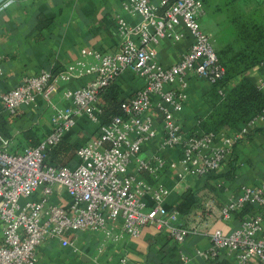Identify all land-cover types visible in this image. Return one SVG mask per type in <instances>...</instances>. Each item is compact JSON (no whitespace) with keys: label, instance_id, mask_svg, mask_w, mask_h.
Here are the masks:
<instances>
[{"label":"built area","instance_id":"1","mask_svg":"<svg viewBox=\"0 0 264 264\" xmlns=\"http://www.w3.org/2000/svg\"><path fill=\"white\" fill-rule=\"evenodd\" d=\"M122 6L138 21L130 23L118 16V51L83 48L81 57L63 70L43 68L10 89H0L1 108L10 114L24 105L36 106L40 96L52 108L50 132L39 144L20 152L11 151L10 141L3 136L0 113V264H38V248L44 241L56 237L67 246L77 231L99 233L104 246L125 234L138 237L145 227L154 226L178 243L185 242L191 229L181 221L178 209L167 208L172 189L161 181V175L166 168H173L182 181L221 170L258 118L220 143L216 131L201 130L200 119L191 131L185 130L177 114L187 101L192 77L206 78L221 95L227 92L226 68L200 21L206 13L203 1L125 0ZM186 32L192 43L176 62L164 65L159 59L162 40L179 41ZM128 70L139 75L144 84L121 101V114L104 121L102 96ZM254 71L259 73L257 85L264 93V62ZM3 73L0 61V76ZM85 76H90L85 85L63 89L64 104L54 100L62 82ZM152 109L161 121L163 137L147 157L144 146L159 133ZM82 115L98 124L96 139L77 148L74 164L54 162L53 150ZM169 149H180L181 158L168 159L165 153ZM58 186L70 196L66 205L51 200ZM248 205L258 208H251L237 228L211 231L207 257L216 258L226 250L238 264H264V178L258 185L243 186L242 192L222 207L221 216L229 220ZM118 220L121 231H115Z\"/></svg>","mask_w":264,"mask_h":264},{"label":"crops","instance_id":"2","mask_svg":"<svg viewBox=\"0 0 264 264\" xmlns=\"http://www.w3.org/2000/svg\"><path fill=\"white\" fill-rule=\"evenodd\" d=\"M125 0H0V61L3 75L0 89L7 90L26 77L38 74L41 69L60 71L81 57V49L96 48L102 52L120 49L118 16L136 23L138 18L123 9ZM186 32L179 41L164 39L159 50V59L164 65L176 62L183 51L192 43ZM257 84L259 73L247 75ZM90 79L85 76L62 82L54 95L58 104H64L62 94L66 87H81ZM240 78L226 84L228 91ZM122 89V99L133 96L143 86V79L133 71H126L116 81ZM214 85L203 77L190 79L188 98L177 118L182 127L191 131L197 121L210 113L207 100ZM3 136L10 141L13 152L23 151L31 145L27 131L33 130L45 137L51 130L52 108L43 97L35 106H22L16 114L1 108ZM158 136L146 144L143 154L153 155L163 137L161 121L155 109ZM244 124L223 127L217 132V142L232 135ZM264 116L258 117L251 126L247 138L239 142L229 153L227 162L219 171L208 176H190L180 181L177 170L166 168L161 181L172 191L166 199L168 209H178L181 221L191 229L185 242L178 243L168 232L147 226L138 237L124 235L117 242L108 241L102 246V237L92 231L72 233V244L63 245L60 238L52 237L38 248V264H238L234 255L224 250L216 258L206 256L212 245L210 233L215 228L230 232L240 225L241 217L235 213L225 220L222 207L237 197L245 185H258L264 178ZM98 124L82 115L76 126L66 133L64 144L72 148L60 155V161L68 164L77 162L76 150L96 139ZM170 160L181 158L180 149H169L165 153ZM233 163L235 168L232 170ZM233 171L229 178V171ZM38 194L35 195L37 197ZM57 204L66 205L70 196L64 187L58 186L51 195ZM257 209L258 206H255ZM115 231H121L122 223L116 221ZM0 221V241L3 239ZM264 236V231L262 233ZM255 264V263H252Z\"/></svg>","mask_w":264,"mask_h":264},{"label":"trees","instance_id":"3","mask_svg":"<svg viewBox=\"0 0 264 264\" xmlns=\"http://www.w3.org/2000/svg\"><path fill=\"white\" fill-rule=\"evenodd\" d=\"M206 8L212 7L213 0H202ZM250 0H228L226 5L237 7ZM222 7L215 6L213 13H218ZM236 34L232 42L222 46L218 51L220 61L226 68L224 84L235 78L240 80L230 88L225 95H221L216 87L208 94L207 100L210 106V113L200 118L199 126L205 133L218 131L223 127H236L239 124H246L264 115V93L258 88L247 75L254 71L264 62V17L256 19L253 14L238 12L232 18ZM122 89L117 82L110 85L102 96L105 115L103 120L108 121L112 115L121 114L120 104L122 99ZM264 132V128L260 129ZM1 132L8 136L9 132L3 130L1 119ZM26 137L31 138V145H37L42 137L33 130L27 131ZM44 138V137H43ZM65 138L53 150L51 159L54 162H61L60 155L65 154L72 148V145L64 144ZM235 168L233 163L232 170ZM233 171H229L228 177H232ZM145 177L153 182L156 181L148 173H143ZM256 210L255 206L248 205L236 213L242 218L250 209Z\"/></svg>","mask_w":264,"mask_h":264},{"label":"rangeland","instance_id":"4","mask_svg":"<svg viewBox=\"0 0 264 264\" xmlns=\"http://www.w3.org/2000/svg\"><path fill=\"white\" fill-rule=\"evenodd\" d=\"M227 1L213 0L212 7L206 8V13L200 18L203 28L212 36L218 51L222 46L234 41L236 30L232 18H235L238 12L253 14L256 19L264 17V0H250L237 7L227 6ZM218 5L222 10L212 14L213 7Z\"/></svg>","mask_w":264,"mask_h":264}]
</instances>
